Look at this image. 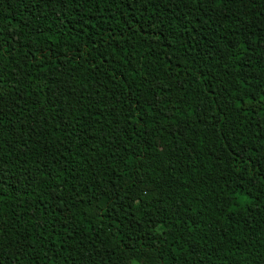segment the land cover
<instances>
[{
	"label": "trees",
	"instance_id": "16d2710c",
	"mask_svg": "<svg viewBox=\"0 0 264 264\" xmlns=\"http://www.w3.org/2000/svg\"><path fill=\"white\" fill-rule=\"evenodd\" d=\"M0 264H264V0H0Z\"/></svg>",
	"mask_w": 264,
	"mask_h": 264
}]
</instances>
